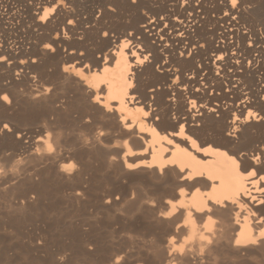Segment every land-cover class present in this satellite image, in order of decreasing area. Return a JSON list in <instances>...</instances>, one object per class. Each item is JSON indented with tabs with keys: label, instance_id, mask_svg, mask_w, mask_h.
<instances>
[{
	"label": "bare ground",
	"instance_id": "bare-ground-1",
	"mask_svg": "<svg viewBox=\"0 0 264 264\" xmlns=\"http://www.w3.org/2000/svg\"><path fill=\"white\" fill-rule=\"evenodd\" d=\"M262 9L0 0V230L22 264H264ZM58 204L56 247L37 222Z\"/></svg>",
	"mask_w": 264,
	"mask_h": 264
},
{
	"label": "rangeland",
	"instance_id": "rangeland-1",
	"mask_svg": "<svg viewBox=\"0 0 264 264\" xmlns=\"http://www.w3.org/2000/svg\"><path fill=\"white\" fill-rule=\"evenodd\" d=\"M260 13H261V14H260ZM263 13H264V10H263V9L259 11V15H260V16L262 15V17H261L262 19H264V14H263ZM0 195H1V194H0ZM0 203H1V204H0V208H2V206H3V205H2V199L0 200ZM58 205H59V206H57L58 209H59L60 207H61V209H59L58 211H57V208H56V210L53 209L54 213H52L53 211L51 210V211H50V215H51V216L48 217V215H47V217L49 218V219L47 218L48 220L45 218L46 221H45L44 219H40V221L37 222V223H41V224H38V226H39L38 229L40 228L39 230L42 229L43 232L46 231V230H48V231H49V235H50V234H51V236L54 235V236H52L51 238H53V239H52L53 242L57 241V242L55 243L56 247H57L58 245H60L61 239H60V240H58V239H59L60 237L62 238V234H64V230L66 229V228H65V229H63V228L67 226V224H66V226H64V225H65V223H67V220H66V217H65V213H67L66 211H68V208H67L66 205H62V204H58ZM60 205H61V206H60ZM62 209L65 210V211H63ZM60 210H61L62 212H61ZM1 211H2V209H0V214H1V215H5V213H4L3 211H2V212H1ZM59 211H60V212H59ZM55 212H57L59 216H56V217H55V214L57 215V213H55ZM59 213H60V214H59ZM61 214H62L63 216H62ZM1 215H0V216H1ZM53 215H54V216H53ZM60 215H61L65 220H63V219L61 220L62 217H61ZM52 217L55 218V219H54V221L56 220L55 222L52 220V219H53ZM59 217H60V218H59ZM57 218H59V221H58ZM50 219H51L53 222H50V221H49ZM42 221H43V222H42ZM47 221H49V224L46 223ZM64 221H66V222H64ZM44 222H45V224H42V223H44ZM62 222H64V225H63ZM53 223H54V224H53ZM13 224H14V222H12V223H10V224H8V225H5V227L3 226V229L0 230V233H1V235H0V261L2 262V261H3V258H5L6 256H7V257L10 256V258H12V259H13V258L15 259L16 257H18L19 260H18L17 258H16V260L13 259V261H12L11 264H20V263L22 264V262H21V260H20V259H22V258H20L19 256L23 253L22 251L24 250V248L22 247V245H23L22 242H23V240H25V239L22 238V237H24V236H23L24 233L21 231L22 229H21L20 227L16 228V227L18 226V225H16V223L14 224L15 226H12ZM46 224L49 225V226H47ZM50 224H51V225H50ZM9 225H10V226H9ZM41 225H42L43 227H44V226H45V227L47 226V227H46V228L44 227V229H43V227H42ZM53 225H56L55 227H57V228H55ZM7 226H9V227H7ZM40 226H41L42 228H41ZM50 226H52V228H54V229L50 228ZM6 227H7V228H6ZM12 227H13V228H12ZM58 227H60V228H58ZM62 227H63V228H62ZM4 228H5V229H4ZM9 228H10V230H8ZM14 228H15V229H14ZM47 228H48V229H47ZM17 229H18V230H17ZM19 229H20V230H19ZM56 229H57V230H56ZM58 229H59L60 231H61V230H62V231L59 233ZM4 230H5V231H4ZM14 230H15V231H14ZM16 230H17V231H16ZM50 230H51V231H50ZM53 230L56 231V233H54ZM7 231H8L9 233H8ZM10 231H12L13 233H11ZM52 231H53V232H52ZM57 231H58V233H57ZM2 232H6V233H8L9 235L5 233V236H4ZM20 232H21V233H20ZM16 233H17V234H16ZM52 233H53V234H52ZM61 233H62V234H61ZM56 234H57V235H56ZM58 234H59V235L61 234V235L58 236ZM17 235H19V236H17ZM16 236H17V237H16ZM55 236H56V237L58 236V238H56ZM15 237L17 238L18 241H17L16 239H14ZM18 238H20V239H18ZM21 238H22V239H21ZM24 238H25V237H24ZM1 239H2V240H1ZM9 239H10V240H9ZM54 239H56V240H54ZM8 240H9L10 242H9ZM14 240H16V241H14ZM19 240H20L21 242H20ZM12 242H13V243H12ZM16 242H17V243H16ZM53 242L51 243V249H52V248H53V249L56 248L55 245H53V244H54ZM8 243H9L10 245H9ZM20 243L22 244L21 246H20ZM57 243H58V244H57ZM61 243H62V242H61ZM1 244H2V245H1ZM7 244H8V245H7ZM12 244H14V245H12ZM19 246H20V247H19ZM52 246H53V247H52ZM3 247H4V248H3ZM54 247H55V248H54ZM11 248H12V249H11ZM4 249H7V250H4ZM22 249H23V250H22ZM53 249H52V250H53ZM12 251L16 252L17 254L14 253V252H12ZM1 252H2V253H1ZM6 252H8V253H6ZM3 253H5V254L3 255ZM6 254H8V255H6ZM13 254H16L17 256H16V255H13ZM5 255H6V256H5ZM41 255L44 256L43 253H42ZM11 256H12V257H11ZM1 258H2V259H1ZM1 262H0V263H1ZM17 262H18V263H17Z\"/></svg>",
	"mask_w": 264,
	"mask_h": 264
}]
</instances>
